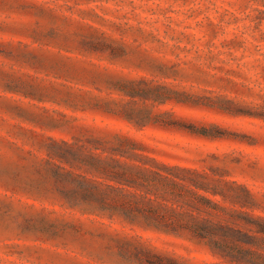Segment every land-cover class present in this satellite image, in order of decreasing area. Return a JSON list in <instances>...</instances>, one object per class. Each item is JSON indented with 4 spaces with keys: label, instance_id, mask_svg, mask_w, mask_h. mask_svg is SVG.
Here are the masks:
<instances>
[{
    "label": "rangeland",
    "instance_id": "rangeland-1",
    "mask_svg": "<svg viewBox=\"0 0 264 264\" xmlns=\"http://www.w3.org/2000/svg\"><path fill=\"white\" fill-rule=\"evenodd\" d=\"M242 111L264 114V0H0V264H238L120 187L156 160L255 203L207 192L221 220L264 216Z\"/></svg>",
    "mask_w": 264,
    "mask_h": 264
},
{
    "label": "trees",
    "instance_id": "trees-1",
    "mask_svg": "<svg viewBox=\"0 0 264 264\" xmlns=\"http://www.w3.org/2000/svg\"><path fill=\"white\" fill-rule=\"evenodd\" d=\"M242 112L264 117L259 112ZM154 162L157 169L145 167L135 176L124 179V184L144 189V192H132L126 186L120 187L122 191H128L123 195L128 197L124 199L128 203L127 211H124L127 216L140 215L147 226L165 233L181 235L187 231L191 237L205 240L215 252L232 262L264 264V216L241 209V214L223 221L218 212L224 207L223 202L207 192L218 193L241 206L255 203L237 195H227L217 186L192 177L189 173L197 172L194 168ZM93 198L99 209L113 208L109 194L102 193Z\"/></svg>",
    "mask_w": 264,
    "mask_h": 264
}]
</instances>
